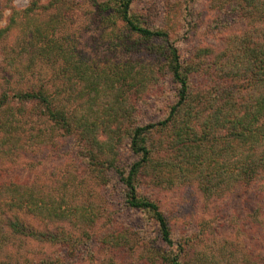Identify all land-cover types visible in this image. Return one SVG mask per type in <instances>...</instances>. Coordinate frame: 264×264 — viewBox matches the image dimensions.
I'll return each mask as SVG.
<instances>
[{
  "label": "trees",
  "instance_id": "16d2710c",
  "mask_svg": "<svg viewBox=\"0 0 264 264\" xmlns=\"http://www.w3.org/2000/svg\"><path fill=\"white\" fill-rule=\"evenodd\" d=\"M134 1L93 0L98 11L122 21L134 34V43L146 50L145 58L101 69L64 37H55L62 18L53 0L46 7L47 20L32 21L36 0L22 13L15 11L9 23L0 27V40L9 42L16 35L13 28L24 20L31 34L19 39L16 35L15 44L22 43L18 45L21 50L34 52L29 64L38 59L53 65L48 81L0 92V137L4 138L0 153L26 154L28 143L21 137L24 130L16 124L18 114L46 117L54 132L75 138V153L82 156L93 178L104 186L112 175L118 178L126 207L149 215L162 242L172 248L167 216L155 200L139 192L143 178L155 186L194 183L207 200L228 198L236 189L264 183V0H217L226 13H235L244 30L215 50L198 48L188 59L182 57L177 42L170 40L173 28L151 23L134 10ZM188 3L184 0L181 6L186 8ZM204 55H211L206 66L200 59ZM8 61L12 65L15 59L9 57ZM165 79L176 85L175 100L168 104L163 118L138 120V102L157 95ZM159 134L164 137L158 139ZM39 138L42 146L57 145L53 135L36 136ZM161 144L162 155L157 154ZM124 145L138 156L127 170L120 166ZM41 187L27 179L0 180V252L6 232L56 245L74 244L65 229L36 230L14 214L15 207L50 220L79 213L77 206L73 212L63 205V195L69 193H62L60 201L57 187L53 192ZM119 235L110 244L121 246L120 239H128ZM158 252L163 264H192L185 249L181 254ZM31 254L16 263L0 259V264H66V256L59 251Z\"/></svg>",
  "mask_w": 264,
  "mask_h": 264
},
{
  "label": "rangeland",
  "instance_id": "374dc122",
  "mask_svg": "<svg viewBox=\"0 0 264 264\" xmlns=\"http://www.w3.org/2000/svg\"><path fill=\"white\" fill-rule=\"evenodd\" d=\"M34 1L0 0V27L9 23V17L15 11L22 13ZM37 1L32 17L36 23L47 20L46 7L52 0ZM53 1L59 5L57 11L62 18L55 29V37H64L68 44L89 58L91 65L101 69L125 60L145 58L146 50L134 43V34L122 21L98 11L93 0ZM186 1L189 3L185 8L181 6L184 0H135L134 10L156 26L172 27L170 40L177 42L185 59L198 48L215 50L229 41L230 36L244 30L235 13H226L217 0ZM23 21L13 28L18 39L31 34ZM16 35L10 36L9 42L6 38L0 40V92L7 90L10 93L42 80L46 82L52 75L53 65L48 62L36 59L29 64L34 52L21 50L22 46L18 45L22 43L15 44ZM9 57L15 59L12 65ZM210 57L200 58L204 66ZM159 90L156 97L138 102V120L150 122L163 118L168 104L175 100L176 85L165 79ZM18 118L16 124L26 131L20 132L22 139H27L26 154L0 153V180L27 179L49 192L57 187L61 192H57L60 201L62 193H69L63 195V205L73 212L77 206L79 213L50 220L27 213L24 207H15L14 214L30 227L54 232L63 228L70 233L74 244L56 245L57 242H41L6 232L0 259L16 263L28 255L32 257V252L59 251L62 257L66 256V264H163L158 258L159 249L175 254H181L185 249L192 264H224L226 261L229 264H264V183L236 189L228 198L207 200L194 183L179 184L177 181L173 185L155 186L143 178L139 192L155 200L170 223L174 247H167L149 215L126 207L124 187L116 176L112 175L104 186L89 174L82 156L75 153V138L54 132L46 117L18 114ZM46 134L55 137L56 146L40 145L41 138L36 139V136ZM161 137L164 135H157L158 139ZM3 139L0 137L1 141ZM162 148L161 144L157 154H163ZM137 159L138 156L124 145L120 157L122 169H129ZM119 234L129 240L120 239L121 246L110 244V239L115 238L117 242L121 238ZM106 239L108 243L104 242Z\"/></svg>",
  "mask_w": 264,
  "mask_h": 264
}]
</instances>
